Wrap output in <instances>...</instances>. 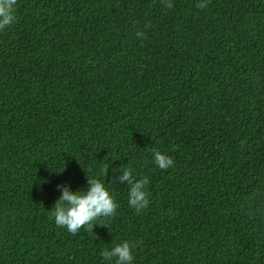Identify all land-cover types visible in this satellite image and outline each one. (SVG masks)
I'll return each mask as SVG.
<instances>
[{"label": "trees", "instance_id": "obj_1", "mask_svg": "<svg viewBox=\"0 0 264 264\" xmlns=\"http://www.w3.org/2000/svg\"><path fill=\"white\" fill-rule=\"evenodd\" d=\"M196 5L17 0L0 30V264H114L101 253L124 240L133 264H264V0ZM121 164L149 179L140 212L110 183ZM87 175L119 207L72 234L56 186Z\"/></svg>", "mask_w": 264, "mask_h": 264}, {"label": "clouds", "instance_id": "obj_2", "mask_svg": "<svg viewBox=\"0 0 264 264\" xmlns=\"http://www.w3.org/2000/svg\"><path fill=\"white\" fill-rule=\"evenodd\" d=\"M17 0H0V30L12 25L16 20L15 9ZM197 7L207 6V0H197ZM167 7H172L171 3ZM137 37H143L144 33L138 31ZM152 158L155 165L160 169H168L173 166L174 160L166 152L157 149L152 150ZM113 160H116L113 158ZM108 166L102 170L101 175L108 174ZM120 173V175H116ZM127 182L128 205L136 212L146 209L149 204V192L147 185L148 177L138 178L132 167H122L117 165L112 171V182L123 184ZM57 189L60 196L56 200L54 207L50 210L51 217L57 226L65 228L72 234H77L82 227L93 229V221L99 218H109L116 213L119 205L114 194L106 186L103 179L87 175V188L73 190L68 182L58 184ZM128 240L116 243L111 248L102 251V256L106 261H113L114 264H133L134 249Z\"/></svg>", "mask_w": 264, "mask_h": 264}]
</instances>
